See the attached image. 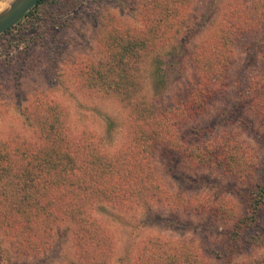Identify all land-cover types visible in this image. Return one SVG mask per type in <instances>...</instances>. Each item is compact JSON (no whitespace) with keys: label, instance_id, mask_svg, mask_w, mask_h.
I'll use <instances>...</instances> for the list:
<instances>
[{"label":"rangeland","instance_id":"374dc122","mask_svg":"<svg viewBox=\"0 0 264 264\" xmlns=\"http://www.w3.org/2000/svg\"><path fill=\"white\" fill-rule=\"evenodd\" d=\"M25 14L0 33V212L12 178L4 177V147L47 142L36 113L100 146L105 162L130 146L128 102L145 95L149 104L156 77V105L183 98L198 62L216 50L225 58L216 89L177 128L178 149L155 144L148 160L160 197L151 198L152 188L128 204L98 202L92 212L112 243L108 264H150L156 252L162 261L177 244L198 253L200 263L191 264L264 258V198L243 222L264 183V0H42ZM118 86L129 94L121 97ZM217 134L238 138L243 172L187 158ZM74 228L69 219L55 223L48 244L31 254L18 253L0 228V264H82Z\"/></svg>","mask_w":264,"mask_h":264},{"label":"trees","instance_id":"16d2710c","mask_svg":"<svg viewBox=\"0 0 264 264\" xmlns=\"http://www.w3.org/2000/svg\"><path fill=\"white\" fill-rule=\"evenodd\" d=\"M41 1L38 0L36 5ZM28 13L29 10L25 15ZM134 41L143 45L146 40L136 36ZM210 57L205 62H198L199 71L188 93L166 106L156 105V97L160 95V77L152 82L151 91L155 94L149 104L145 95H137L141 87L135 84L132 90L137 97L127 104L133 133L130 146L121 152L118 150L105 162L98 153L100 146L96 147L84 138L72 139L58 119L49 120L45 112L36 113L33 122L47 142L43 145L23 142V146L4 147V177L12 178L4 183V211L0 212V228L10 239V245L18 253L40 251L48 244L55 223L69 219L75 226L74 243L81 254L82 264H108L112 243L107 231L93 216V204H128L136 196H148L146 194L152 188L155 190L151 198L154 199L155 195L160 197V187L151 183L153 171H150L148 160L154 157L155 144L171 150L178 149L177 128L182 122L197 116L206 98L216 89L224 72L222 65L225 58L222 52L216 50ZM119 61H123L122 56ZM125 78L126 72L121 71L120 79ZM118 89L124 97L125 90L120 86ZM128 91L126 89L125 94L128 95ZM240 150L235 135L217 134L209 137L200 151L195 150L198 151L195 156L188 152L190 155L187 158H199L200 163L201 160L208 163L211 159L227 170L241 173L244 166L240 163ZM263 198L264 183L250 198L252 212L248 216L256 212ZM252 219L253 215L250 219L243 218V222ZM239 228L241 230L237 224L234 225L231 234L234 245L239 239ZM165 251L168 252L164 253L162 261L158 259L160 252H156L159 257L153 258L150 264H191L192 259L200 263L198 253L194 254V250L183 244L175 245L172 250L165 248ZM147 253L148 250L144 256H148ZM252 261L253 264H264L263 257ZM137 264L148 263L144 260Z\"/></svg>","mask_w":264,"mask_h":264},{"label":"water","instance_id":"95a60500","mask_svg":"<svg viewBox=\"0 0 264 264\" xmlns=\"http://www.w3.org/2000/svg\"><path fill=\"white\" fill-rule=\"evenodd\" d=\"M37 2L38 0H10L8 7L0 13V33L16 24Z\"/></svg>","mask_w":264,"mask_h":264},{"label":"bare ground","instance_id":"6f19581e","mask_svg":"<svg viewBox=\"0 0 264 264\" xmlns=\"http://www.w3.org/2000/svg\"><path fill=\"white\" fill-rule=\"evenodd\" d=\"M9 1L10 0H5V2L2 5H1L2 1H0V6H1L0 7V13L5 10L4 8L8 7Z\"/></svg>","mask_w":264,"mask_h":264}]
</instances>
